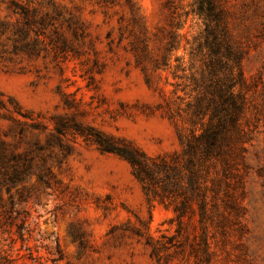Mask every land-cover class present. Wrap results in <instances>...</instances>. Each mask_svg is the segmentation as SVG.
Returning <instances> with one entry per match:
<instances>
[{"label": "rangeland", "instance_id": "1", "mask_svg": "<svg viewBox=\"0 0 264 264\" xmlns=\"http://www.w3.org/2000/svg\"><path fill=\"white\" fill-rule=\"evenodd\" d=\"M12 1L0 0V246L20 264H264V0H221L245 51L251 139L211 203L218 174L202 169L217 207L204 246L198 195L176 220L96 143L180 157L206 32L197 0Z\"/></svg>", "mask_w": 264, "mask_h": 264}, {"label": "trees", "instance_id": "2", "mask_svg": "<svg viewBox=\"0 0 264 264\" xmlns=\"http://www.w3.org/2000/svg\"><path fill=\"white\" fill-rule=\"evenodd\" d=\"M9 2L14 5L12 0ZM197 4L196 13L203 17L206 32L203 42H198L191 52L193 58H200L201 66L197 75L190 76L194 92L187 112L190 129L184 139L179 135L182 142L180 157L170 163L152 162L137 150L104 146L99 138L96 143L102 151L116 154L129 163L148 200L158 198L169 201L176 220L187 214L189 202L194 195H198L199 239L204 246L206 225L217 214V207L212 203L207 208L206 196L198 189L199 179L203 180L202 171L214 167L218 174L211 187V203L218 195L219 184L232 177L231 171L237 165H244V144L250 141L251 132L245 119L248 108L247 87L242 72L245 51L229 31L225 20L227 10L221 0H197ZM175 49L174 40H171L161 57V66H168L169 53ZM2 165L0 162V167ZM183 180L187 181V185H182ZM13 181L9 179L10 183ZM223 195L224 211H236L232 195L227 191ZM0 264L20 263L0 246Z\"/></svg>", "mask_w": 264, "mask_h": 264}]
</instances>
